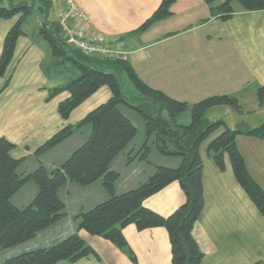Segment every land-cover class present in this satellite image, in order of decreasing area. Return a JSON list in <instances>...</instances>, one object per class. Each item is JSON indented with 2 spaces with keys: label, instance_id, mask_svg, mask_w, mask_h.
<instances>
[{
  "label": "crops",
  "instance_id": "0c3cea01",
  "mask_svg": "<svg viewBox=\"0 0 264 264\" xmlns=\"http://www.w3.org/2000/svg\"><path fill=\"white\" fill-rule=\"evenodd\" d=\"M71 1L84 15L79 26L90 35H101L106 44L122 52L124 60L131 64L137 75L139 72L130 57L144 53V78L138 77L150 88L189 105L211 96L229 95L228 91L233 88L232 95L237 98L249 92V100L258 107L257 92L264 86V11L245 13L238 5H233V16L222 22L210 16L209 7L203 0H175L168 18L142 34L129 35L152 15L162 0ZM66 2H57L56 12ZM177 5L186 13V23L179 26L173 21L177 16L174 12ZM18 19L17 16L0 20V54L4 37ZM45 21L47 18L38 19L37 28L31 33L23 30L24 35L16 42L11 63L0 78V137L14 145L10 156L20 161L19 176L32 173L39 167L50 173L62 165L88 140L90 125L75 130L40 155L36 150L61 128L75 126L110 98L109 90L102 87L77 107L66 121L60 118L58 105L69 97V93L63 91L52 98L49 95L78 74L70 62L58 64L48 44L38 37L37 31ZM54 21H57L56 13ZM221 42L224 48L230 47L231 56L218 50ZM196 49L201 52L198 57L194 53ZM207 58L208 62H205ZM199 59L201 66L197 65ZM233 64L238 65L237 69ZM119 110L130 121L131 111L124 112L123 107ZM225 111L226 115L230 114V110L225 108ZM238 124L235 122L232 128L241 126ZM220 133L213 134L198 150L203 164L204 207L192 236L203 253L201 264L264 262V219L236 182L228 158H224L225 169L220 171L207 153L208 143ZM134 140L109 165V170L119 175L113 184L116 195L145 183L157 167L176 169L183 164L181 157L163 156L152 147H149L146 160L137 158L128 162V156L137 154L144 145V142ZM236 147L250 176L264 191V141L238 136ZM37 192L36 185L27 182L10 202L22 209L33 201ZM57 196L64 204L65 217L37 233L32 240L6 249L11 251L1 255L2 259L57 244L76 232L75 217L79 213L108 199L101 180L87 187L67 182L58 190ZM184 201L179 184L173 182L145 199L143 206L168 217ZM122 233L136 264H171L170 244L164 228L137 231L130 225ZM78 234L96 256L75 263L57 264H133L126 252L103 238L91 236L83 230Z\"/></svg>",
  "mask_w": 264,
  "mask_h": 264
},
{
  "label": "trees",
  "instance_id": "16d2710c",
  "mask_svg": "<svg viewBox=\"0 0 264 264\" xmlns=\"http://www.w3.org/2000/svg\"><path fill=\"white\" fill-rule=\"evenodd\" d=\"M209 7L210 16L225 22L234 14L233 4L237 3L245 13L264 11V0H203ZM175 0H162L152 15L129 35L142 34L155 23L168 18ZM0 0V20L19 17L4 37L0 54V78L7 71L13 58L15 45L23 36L21 25L31 14L33 5L13 4ZM38 37L49 46L58 64L70 62L78 76L61 88L54 89L49 98L65 91L69 97L58 105L61 119L66 121L70 114L100 88L106 87L110 98L89 112L75 126H64L36 150V154L57 146L73 132L84 125H90L88 140L75 150L59 167L48 173L39 167L24 176L17 174L19 160L10 156L14 145L0 137V252L32 240L37 233L55 225L65 217L64 204L57 193L60 188L72 182L87 187L99 180L108 194V199L76 217L77 230L67 238L48 248L23 253L2 262V264H57L75 263L95 257L93 250L79 236L83 230L91 236L110 242L126 252L129 260L136 264L132 251L128 248L122 231L132 225L137 231L164 228L167 232L171 264H201L203 253L199 250L192 230L204 207L202 172L203 164L199 156L200 145L218 131L221 133L207 145V153L215 166L223 171L227 157L236 182L264 219V191L247 171L245 161L236 147L238 136L264 139V124L251 129L244 125L231 130L223 120H207L205 114L215 107H224L241 113L239 100L235 96L220 95L203 99L192 106L167 97L164 93L146 85L136 74L131 64L124 59L106 60L95 56H85L67 44L58 21H45L37 31ZM124 76L133 90V98L138 102L130 105L125 99L121 76ZM259 102L264 100V86L258 89ZM122 105L130 106L145 121L147 138L155 135L154 144L163 156H179L183 164L176 169L157 167L153 175L143 184L123 194L116 195L113 184L118 178L109 170L110 163L122 153L135 138L136 128L120 112ZM190 111L188 126L176 124V118ZM149 148L145 143L128 162L134 159L146 160ZM27 182H33L37 195L26 207H14L10 199ZM177 182L185 201L168 217H162L145 208L143 201L156 194L167 185ZM255 264H264L258 262Z\"/></svg>",
  "mask_w": 264,
  "mask_h": 264
},
{
  "label": "rangeland",
  "instance_id": "374dc122",
  "mask_svg": "<svg viewBox=\"0 0 264 264\" xmlns=\"http://www.w3.org/2000/svg\"><path fill=\"white\" fill-rule=\"evenodd\" d=\"M3 1H5L4 6L7 8H8V2L10 1L13 4L24 3V4H27L28 6L33 5L31 14L25 17V19L23 20L24 22L21 25L22 30L27 31L28 33H31L37 28L36 24H37L38 19L47 18L48 22H53L55 20L56 8H57V5L59 4L57 2H59L60 0H3ZM174 5L175 3L173 4V6ZM233 5L237 6V3H234ZM174 12H177V16L173 21L177 23L178 26L179 24H185L186 22L184 20L186 18V13H183L179 5L174 7ZM216 42H218L217 39H216ZM222 45H223L222 42L218 44L217 46L218 50L221 49L226 55L231 56L230 47L224 48ZM194 53L198 57L201 54L200 49L194 50ZM130 58H131V62L136 67L137 72H139L138 75H140L141 78L142 77L144 78V66H145L144 61H143L144 53H139L137 55L133 54ZM205 62H208V58L206 59ZM138 64H141V66L139 67ZM200 64L201 63L199 59L197 62V65L201 66ZM233 67L237 69L238 65L233 64ZM75 78H76V75H75ZM120 80L122 83V88H123L124 96H125V99L127 100V103L130 105L137 104L138 102L133 98V90L129 82L126 80V78L123 75L120 77ZM233 92H234V89L232 88L228 91V94L230 96H234L232 95ZM237 99L239 100V104L241 106L240 114L235 113L234 111H230L229 112L230 114L226 115L224 113L226 112L224 107H215L206 112L205 118L209 121L221 119L223 120L225 125L228 126V128L231 130H234L232 126L235 122H238L240 125L244 124L246 126H248L247 124H249L250 127L249 126L248 127L251 129L257 128L261 124H264V102H263V105H259L262 102H259V99L257 98V101L259 104H258V107L255 106L250 101L251 98H249V92L245 96H242V95L239 96ZM189 106H192V105H189ZM122 107L125 110L124 112H126V110L128 109L132 113V116H130V121H131V124L137 130V135L135 136L134 141H137V142L140 141L142 143L144 142V144L145 143L147 144L148 148L152 147L153 149L156 150V147L154 144L155 135L153 134L150 138L148 137L149 139L147 138L146 130H145V121L142 118V116L136 113L135 111H133L132 109H130L129 108L130 106L127 107L125 105H122L120 109ZM190 123H191L190 111H186L183 114L179 115L178 118H176L177 125L188 126ZM260 140L264 141V139H260ZM7 251H11V250H3V252H0V260H1L0 262H4L3 261L4 259H2L1 255L2 256L6 255Z\"/></svg>",
  "mask_w": 264,
  "mask_h": 264
},
{
  "label": "built area",
  "instance_id": "2783aa9c",
  "mask_svg": "<svg viewBox=\"0 0 264 264\" xmlns=\"http://www.w3.org/2000/svg\"><path fill=\"white\" fill-rule=\"evenodd\" d=\"M56 15L67 44L83 55L106 60L124 59V54L106 44L101 35H90L79 26L84 15L71 0H67L65 6L57 10Z\"/></svg>",
  "mask_w": 264,
  "mask_h": 264
}]
</instances>
